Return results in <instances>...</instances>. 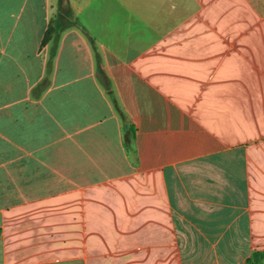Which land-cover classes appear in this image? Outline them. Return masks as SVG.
<instances>
[{"label": "crops", "instance_id": "obj_1", "mask_svg": "<svg viewBox=\"0 0 264 264\" xmlns=\"http://www.w3.org/2000/svg\"><path fill=\"white\" fill-rule=\"evenodd\" d=\"M60 1L0 0V264L264 251V0Z\"/></svg>", "mask_w": 264, "mask_h": 264}, {"label": "trees", "instance_id": "obj_2", "mask_svg": "<svg viewBox=\"0 0 264 264\" xmlns=\"http://www.w3.org/2000/svg\"><path fill=\"white\" fill-rule=\"evenodd\" d=\"M70 25L71 24L68 21L67 17L61 15L60 12H57L48 24V27L41 41V46H44L46 43L50 41H54L55 43H57L60 32L70 27ZM72 25H74V23H72ZM87 39L91 43L93 50H95V45L93 40L89 36L87 37ZM131 143H132V130L131 128H129L125 143L127 151L132 150ZM262 260H264V251L262 252L257 251V252H253L251 256L246 259L245 264H260Z\"/></svg>", "mask_w": 264, "mask_h": 264}, {"label": "water", "instance_id": "obj_3", "mask_svg": "<svg viewBox=\"0 0 264 264\" xmlns=\"http://www.w3.org/2000/svg\"><path fill=\"white\" fill-rule=\"evenodd\" d=\"M60 9H61V13L65 14L68 12L69 9V5H68V1L67 0H61L60 1Z\"/></svg>", "mask_w": 264, "mask_h": 264}, {"label": "rangeland", "instance_id": "obj_4", "mask_svg": "<svg viewBox=\"0 0 264 264\" xmlns=\"http://www.w3.org/2000/svg\"><path fill=\"white\" fill-rule=\"evenodd\" d=\"M72 1H74V0H72ZM57 10V9H56ZM55 10V11H56ZM70 14V13H69ZM199 260V263H203V264H205V262H207V260L209 259V258H198ZM202 260H204L203 262H202ZM260 264H264V260H262L261 262H260Z\"/></svg>", "mask_w": 264, "mask_h": 264}]
</instances>
